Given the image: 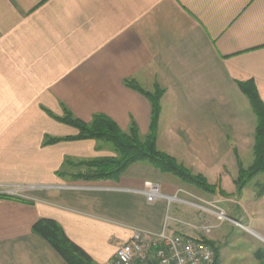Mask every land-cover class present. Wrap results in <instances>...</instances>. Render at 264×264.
Segmentation results:
<instances>
[{
    "label": "crops",
    "instance_id": "0c3cea01",
    "mask_svg": "<svg viewBox=\"0 0 264 264\" xmlns=\"http://www.w3.org/2000/svg\"><path fill=\"white\" fill-rule=\"evenodd\" d=\"M127 80L163 91L157 147L214 189L149 161L116 178L77 175L88 171L82 161L117 152L101 139H68L79 129L57 117L69 109L90 122L104 113L123 130L136 121L145 137L152 104ZM247 81L264 102V0H0V184L38 185L28 198L0 196V264H67L32 232L42 217L97 264H113L136 227L160 231L168 222L212 244L190 225L211 224V212L150 203L146 181L188 199H244V228L264 241L259 181L237 184L255 158L258 118L239 84Z\"/></svg>",
    "mask_w": 264,
    "mask_h": 264
},
{
    "label": "trees",
    "instance_id": "16d2710c",
    "mask_svg": "<svg viewBox=\"0 0 264 264\" xmlns=\"http://www.w3.org/2000/svg\"><path fill=\"white\" fill-rule=\"evenodd\" d=\"M126 83L145 94L151 101L152 118L149 132L145 137H141L136 121H132L127 130H123L114 119L104 113L94 114L90 122H85L76 117L69 109H66L64 116L57 117L60 121L79 129L77 136L67 137L68 139H101L112 143L117 152L116 156L82 161L81 163L88 166V171L77 175L87 179L116 178L133 163L149 161L162 171L172 172L188 182H195L205 188L212 189L203 176L192 174L175 157L157 147L158 122L163 91L160 89L153 92L146 91L131 80H127ZM239 84L248 95L258 118L255 129V158L249 168L240 169L237 184L238 188L241 189L258 174L264 173V102L260 98L253 81L240 82ZM59 140L60 138H50L47 142L51 143ZM256 184L259 186L256 195L260 197L264 193V182H256ZM32 232L48 241L67 264H97L88 252L67 236L60 223L55 219L39 218L32 225ZM209 242L211 243V241ZM215 251L216 261L220 264L217 247H215ZM255 254L257 259L264 264V249L257 250Z\"/></svg>",
    "mask_w": 264,
    "mask_h": 264
},
{
    "label": "built area",
    "instance_id": "2783aa9c",
    "mask_svg": "<svg viewBox=\"0 0 264 264\" xmlns=\"http://www.w3.org/2000/svg\"><path fill=\"white\" fill-rule=\"evenodd\" d=\"M38 185L33 184H0V195L28 198L27 192ZM141 192L153 203L158 198H165L169 202H180L204 209L216 215L218 222L230 220L241 223L230 217L222 208L213 207L214 204L204 199L201 203L192 199L164 194L158 183L146 181ZM212 206V207H210ZM170 216H168V219ZM178 223L190 224L181 218H173ZM205 233H210L215 225H194ZM113 264H218L216 251L204 236H192L177 231L168 222H165L160 231L144 228H133L131 237L117 248Z\"/></svg>",
    "mask_w": 264,
    "mask_h": 264
},
{
    "label": "rangeland",
    "instance_id": "374dc122",
    "mask_svg": "<svg viewBox=\"0 0 264 264\" xmlns=\"http://www.w3.org/2000/svg\"><path fill=\"white\" fill-rule=\"evenodd\" d=\"M170 175L175 177L172 173ZM204 179L208 184L209 181H207L206 177H204ZM256 181L264 182V174L261 173L254 177L251 180V186ZM251 186H248L246 191H248ZM211 188L214 189L215 187L211 186ZM190 199L201 203L200 200L195 197H190ZM244 202L245 200L241 199V201L236 200L232 203L222 202L218 204L212 202V204H214L213 207L225 209L230 217L238 219L240 223L247 225L249 224V220L243 214V206L246 207ZM203 215L204 212H200V216L203 217ZM207 218V221L210 220L211 223L209 225H215L208 235L212 240V245L218 248L220 264H263L257 259L255 254L257 250L264 249V241L262 239L243 226L235 224L230 220L218 222L216 215L213 213L205 217V219Z\"/></svg>",
    "mask_w": 264,
    "mask_h": 264
},
{
    "label": "water",
    "instance_id": "95a60500",
    "mask_svg": "<svg viewBox=\"0 0 264 264\" xmlns=\"http://www.w3.org/2000/svg\"><path fill=\"white\" fill-rule=\"evenodd\" d=\"M235 220H237L238 221V219H235ZM244 226V225H243Z\"/></svg>",
    "mask_w": 264,
    "mask_h": 264
}]
</instances>
